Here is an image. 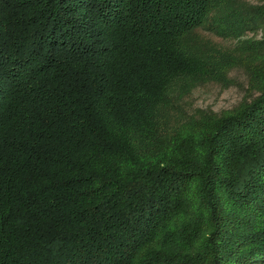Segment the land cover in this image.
<instances>
[{
  "label": "trees",
  "instance_id": "16d2710c",
  "mask_svg": "<svg viewBox=\"0 0 264 264\" xmlns=\"http://www.w3.org/2000/svg\"><path fill=\"white\" fill-rule=\"evenodd\" d=\"M0 264H264V2L0 0Z\"/></svg>",
  "mask_w": 264,
  "mask_h": 264
},
{
  "label": "rangeland",
  "instance_id": "374dc122",
  "mask_svg": "<svg viewBox=\"0 0 264 264\" xmlns=\"http://www.w3.org/2000/svg\"><path fill=\"white\" fill-rule=\"evenodd\" d=\"M253 3L264 2V0H249ZM213 40L223 45L231 42L221 37L210 34ZM232 82L229 86L220 83H207L196 88L192 93V100L196 106L211 108L215 111H223L236 106L242 99L248 97V75L242 68H236L230 72Z\"/></svg>",
  "mask_w": 264,
  "mask_h": 264
}]
</instances>
